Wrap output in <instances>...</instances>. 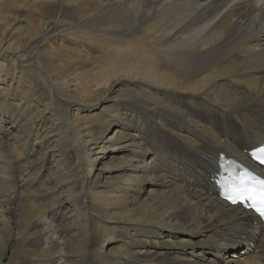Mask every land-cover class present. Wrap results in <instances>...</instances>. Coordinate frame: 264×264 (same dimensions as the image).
Here are the masks:
<instances>
[{
  "label": "bare ground",
  "instance_id": "6f19581e",
  "mask_svg": "<svg viewBox=\"0 0 264 264\" xmlns=\"http://www.w3.org/2000/svg\"><path fill=\"white\" fill-rule=\"evenodd\" d=\"M263 145L264 0H0V264H264Z\"/></svg>",
  "mask_w": 264,
  "mask_h": 264
},
{
  "label": "snow or ice",
  "instance_id": "6c2138e0",
  "mask_svg": "<svg viewBox=\"0 0 264 264\" xmlns=\"http://www.w3.org/2000/svg\"><path fill=\"white\" fill-rule=\"evenodd\" d=\"M252 155L259 164L264 165V147L258 148ZM226 191L225 199L231 204L248 207L264 218V179L245 170L226 186Z\"/></svg>",
  "mask_w": 264,
  "mask_h": 264
},
{
  "label": "rangeland",
  "instance_id": "374dc122",
  "mask_svg": "<svg viewBox=\"0 0 264 264\" xmlns=\"http://www.w3.org/2000/svg\"><path fill=\"white\" fill-rule=\"evenodd\" d=\"M216 158H217V156H216ZM206 181V180H205ZM207 183H208V181H206ZM231 253H235L234 251H231Z\"/></svg>",
  "mask_w": 264,
  "mask_h": 264
}]
</instances>
